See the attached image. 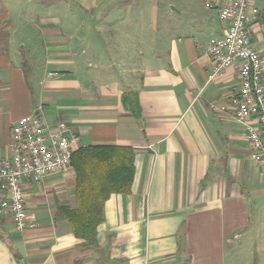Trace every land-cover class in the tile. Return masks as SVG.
<instances>
[{
	"label": "crops",
	"instance_id": "0c3cea01",
	"mask_svg": "<svg viewBox=\"0 0 264 264\" xmlns=\"http://www.w3.org/2000/svg\"><path fill=\"white\" fill-rule=\"evenodd\" d=\"M204 2L0 0V158L30 115L67 125L76 152L117 146L135 155L131 191L105 203L96 249L61 215L77 207L72 167L25 181L30 226L17 231L0 214V264H264V172L243 128L220 110L237 69L209 81L207 49L223 25ZM102 6L113 10L105 23L95 16ZM114 8L126 26L107 23ZM71 12L77 21L61 20ZM253 13L264 70V0ZM119 28L138 34L115 37ZM117 41L114 57L107 46Z\"/></svg>",
	"mask_w": 264,
	"mask_h": 264
},
{
	"label": "built area",
	"instance_id": "2783aa9c",
	"mask_svg": "<svg viewBox=\"0 0 264 264\" xmlns=\"http://www.w3.org/2000/svg\"><path fill=\"white\" fill-rule=\"evenodd\" d=\"M257 1L205 0L204 4L223 25V37L208 45L214 65L209 81L237 69L238 84L220 110L230 112L243 128L252 158L264 172V70L251 42ZM11 133V153L0 158V214H10L16 230L23 232L30 226L24 182L39 183L47 176L68 172L77 140L67 125L50 126L40 115L21 118Z\"/></svg>",
	"mask_w": 264,
	"mask_h": 264
},
{
	"label": "trees",
	"instance_id": "16d2710c",
	"mask_svg": "<svg viewBox=\"0 0 264 264\" xmlns=\"http://www.w3.org/2000/svg\"><path fill=\"white\" fill-rule=\"evenodd\" d=\"M124 102L127 108H134L130 95H125ZM134 158L133 149L117 146L83 147L73 155L77 207H62L61 215L68 220L75 237L86 242L85 246L97 248V229L105 221V203L110 197L130 193Z\"/></svg>",
	"mask_w": 264,
	"mask_h": 264
},
{
	"label": "rangeland",
	"instance_id": "374dc122",
	"mask_svg": "<svg viewBox=\"0 0 264 264\" xmlns=\"http://www.w3.org/2000/svg\"><path fill=\"white\" fill-rule=\"evenodd\" d=\"M118 8H114V11H119V13H117L116 15L113 16V18H109V20H107V23H111V22H114V25H119V26H126L127 25V21H128V18H127V15L125 12H121L120 9ZM110 11V12H109ZM109 11L107 12V10L104 8V6H102V8L98 9V11L96 12L95 16L97 18V20L100 22V23H105V20H106V16L110 15L111 12L113 10L109 9ZM76 12V11H75ZM77 14L74 13V12H71L70 14H63L61 18V20L63 21H72L73 18H74V21H77V18H76ZM126 17V19H125ZM76 18V19H75ZM150 21V17H149V14H146V19L143 21V22H149ZM142 22L143 26H144V23ZM112 25L109 24V27H111ZM128 32L132 35H137L138 34V29H135V28H130V29H127V28H119L118 30H114L113 34L115 35V37H121V33L122 32ZM116 42V41H115ZM109 50H111V53L114 57H119L118 56V53L120 52V49L122 48V45L118 44V41H117V44H114V45H108L107 46ZM27 59V58H26ZM115 64H117L121 70V66H122V62H119L118 60L117 61H114ZM131 63V62H130ZM126 65L128 66L129 65V62H126ZM129 67V66H128ZM118 73V72H116ZM104 74H100V73H97V79H100V77H105L103 76ZM29 80L32 81V76L29 77Z\"/></svg>",
	"mask_w": 264,
	"mask_h": 264
}]
</instances>
